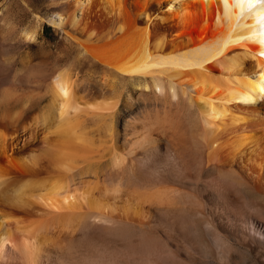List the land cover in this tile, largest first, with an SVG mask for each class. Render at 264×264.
I'll return each mask as SVG.
<instances>
[{"label": "bare ground", "instance_id": "6f19581e", "mask_svg": "<svg viewBox=\"0 0 264 264\" xmlns=\"http://www.w3.org/2000/svg\"><path fill=\"white\" fill-rule=\"evenodd\" d=\"M54 1L64 6L66 12L54 14L48 21L77 40V55L100 66L104 75L113 80L112 87L110 84L113 91L120 82L137 80L140 84L143 80L139 79H149V84L169 99L165 110L175 108L186 117L189 138L168 136L162 130L166 135L146 137L138 147L146 150L148 144L158 139L176 149L186 147L202 175L237 182L249 192L261 191L264 0ZM36 20L32 30L22 32V40L31 41L39 36L44 20L42 17ZM68 67L58 66L47 83L48 101L41 114L31 113L32 100L30 105L28 101L17 103L20 98H16V109L0 111V264H172L148 250L156 229L140 218L144 214H136L140 216H135L136 219L118 214L115 217L116 212L108 215L106 210L114 211L113 204L95 194L99 182L87 179L86 183L82 180L76 183L75 177L93 172L94 165L107 159L102 152L111 151L94 147L87 134L86 120L88 116L109 115L116 102L80 95L75 89L78 82L72 70L75 68ZM0 89L2 103L15 99L13 89L1 86ZM29 117L41 122L43 130H29L24 136ZM121 153L111 158L113 165L123 164L125 157ZM174 182L168 179L159 186L168 194L176 190ZM115 186L109 191L113 199L124 184ZM129 186L126 183L125 188ZM168 196L151 199L178 206L180 201L168 200ZM138 200L135 204L141 201ZM124 207L127 211L129 206ZM142 210L146 212V208L145 212ZM95 222L116 225L109 224L113 250L106 249L110 247L107 244L106 248L103 246L106 234L102 238L103 230L100 227L98 230ZM129 228H133L131 234Z\"/></svg>", "mask_w": 264, "mask_h": 264}, {"label": "rangeland", "instance_id": "374dc122", "mask_svg": "<svg viewBox=\"0 0 264 264\" xmlns=\"http://www.w3.org/2000/svg\"><path fill=\"white\" fill-rule=\"evenodd\" d=\"M54 2V0H0V86L9 87L11 91L13 89V93L16 92L12 95V97L16 95L15 99L10 98L4 103L0 101V111L3 113L16 109L15 104L24 103V101H28V105H30L33 101L32 106L34 107L31 108V113L33 115L41 114L48 101L47 83L57 71V67L73 66L72 68L75 69H71L75 71V78L77 77L76 80H78L75 89L80 95L91 100L111 99L116 102V107L108 112L109 115L101 118L88 116L86 120L87 134L94 147L101 148L100 150L104 152H107L108 149L111 151L106 154L102 152L103 155L108 156H104L107 159L105 158L98 165H94L93 172H86L80 178L75 177L76 183L79 184L80 180L85 182L87 179L88 181L92 179L93 183L98 181L99 187L95 189V194L98 197L100 195L102 201L110 200L109 203L113 204L111 208L114 211L106 210L108 215L110 212H116L115 217L126 215L125 218L128 216L129 219H134L135 216L144 214L138 217L147 220L158 231L154 230L156 232L154 234L152 232L153 238L149 242L150 249L148 248V250L172 264H264V185L257 194L253 191L249 192L248 189L247 191L237 182L215 176H204L188 148L176 149L163 140L159 141L158 139L148 144L146 150L138 147L146 137L159 138L165 131L168 136L182 137L183 135L184 138H189L191 133L187 130L189 123L185 119L186 117L184 114H179L175 108L170 111L165 110V103L168 105L169 99L162 97L158 89L152 87L151 82L149 84V79H139V81L148 82L149 87L147 88L144 84L145 81L140 84L136 82L137 80H133L132 83L131 80L127 81L129 83L117 81V83L120 82L119 85H123L116 86V83L115 86L118 89L115 88V90L118 91H113L114 88H110L113 81L110 76L105 74L106 77H103L105 72L100 66L89 64L91 62L87 58L84 57V59L82 55H77L79 48L77 40L48 21L54 14L66 12L64 6L54 4ZM38 17H42L44 20L39 36L31 41L22 40L20 37L22 32L25 29L32 30ZM0 92L1 100V89ZM16 98H20L19 101L25 100L19 102ZM29 120L31 122L33 118L26 119L27 125L22 132L24 136L33 130H43L41 122L37 123L33 120L34 122L31 124ZM30 125L35 126V129ZM158 129L161 132H157ZM160 133H162L161 136ZM164 135L166 134L164 133ZM97 143L99 146L95 145ZM119 152H122L121 154L125 157V163L119 164L120 167L113 165L111 160L115 154L119 155ZM126 157L133 158V161H127ZM55 164L57 165V163ZM122 178H126L123 180L124 183ZM168 179L175 181L172 186H175L176 190L165 194L163 187L159 185L161 183L164 185ZM105 183L110 188L106 187ZM126 183L130 186L125 188ZM113 185L114 187H116L115 185L122 186L121 192L117 198H114L115 200L112 197L113 193L109 194ZM105 188H108V191ZM137 188L140 189V192ZM149 192L155 196L150 195ZM104 193L107 196H103ZM157 194H161L160 198L157 197ZM162 195L166 198L169 195L168 200L175 199L180 203L175 207V205L161 203L158 200L159 204H162L160 206L156 201L157 199L161 200ZM134 197L141 200L138 202V204L141 203L140 205L135 204L137 200ZM151 197H156V201ZM133 198L136 201H131ZM115 203L117 206L114 205ZM131 203L135 207L131 206ZM124 205L129 206L127 211ZM136 207H139L141 211ZM130 208H135L136 212ZM110 215L113 216V214ZM97 223L99 224V222ZM97 223V229L103 230L100 231L103 235L106 234V237L101 234L102 238L105 237L103 246L106 248L108 245L110 247L106 249L113 250L115 246L110 241L109 228L116 225L108 222H100L103 225ZM106 227L109 241L106 239ZM129 232L131 234L133 228H129L128 234ZM119 248H122L121 245Z\"/></svg>", "mask_w": 264, "mask_h": 264}]
</instances>
